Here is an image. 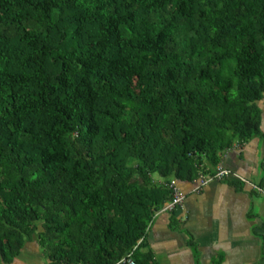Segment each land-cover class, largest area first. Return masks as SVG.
<instances>
[{"label": "trees", "instance_id": "obj_1", "mask_svg": "<svg viewBox=\"0 0 264 264\" xmlns=\"http://www.w3.org/2000/svg\"><path fill=\"white\" fill-rule=\"evenodd\" d=\"M263 97L264 0H0V264H156L165 184L264 142Z\"/></svg>", "mask_w": 264, "mask_h": 264}, {"label": "crops", "instance_id": "obj_2", "mask_svg": "<svg viewBox=\"0 0 264 264\" xmlns=\"http://www.w3.org/2000/svg\"><path fill=\"white\" fill-rule=\"evenodd\" d=\"M256 104L264 135V97ZM220 156L216 165L260 191L230 179L194 194L190 183H178L185 194L181 207L173 213L159 210L146 231L141 250L154 263L264 264V142L256 137ZM9 264H45V259L37 243L26 241Z\"/></svg>", "mask_w": 264, "mask_h": 264}, {"label": "built area", "instance_id": "obj_3", "mask_svg": "<svg viewBox=\"0 0 264 264\" xmlns=\"http://www.w3.org/2000/svg\"><path fill=\"white\" fill-rule=\"evenodd\" d=\"M236 180L240 182L241 184L248 185L250 188L260 191L259 188L255 187L254 185H251L248 183L245 179L238 176L236 173H233L232 171L226 169V167H223L222 165L218 164L216 165L211 173L205 175L202 173H197L195 178H193L190 181L191 184V193L197 194L199 193L206 185L209 183L216 181H223V180ZM166 187L169 189L170 192V200L166 205H164L161 208V211L163 212H170L174 211L176 209H179L184 201L185 194L179 187L178 182L175 179H171L168 183L165 184ZM54 264H65L63 262L54 263ZM115 264H133L132 260L130 259V254H127L124 258H121L117 263Z\"/></svg>", "mask_w": 264, "mask_h": 264}]
</instances>
